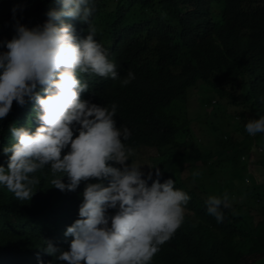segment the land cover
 <instances>
[{"label":"trees","instance_id":"16d2710c","mask_svg":"<svg viewBox=\"0 0 264 264\" xmlns=\"http://www.w3.org/2000/svg\"><path fill=\"white\" fill-rule=\"evenodd\" d=\"M15 5L23 8L16 19L29 28L43 24L50 8L60 7L54 0H0V41L15 35ZM90 6L96 38L114 49L121 75L119 81L107 85L103 104L117 105L121 123L131 130L136 144L165 147L181 134L189 139L186 147L196 148L179 105L188 103L191 90L200 85L215 89L221 100L235 101L240 121H246L248 114L254 116L249 119L264 115V0H92ZM77 21L79 37H86L89 24ZM129 71L135 79L122 86ZM213 100L205 102L210 110ZM31 105L34 102L19 106L13 101L9 114L0 121V165L4 167L8 157L3 148L15 142L8 129L15 125L32 131L27 119ZM256 137L257 148H264V133ZM232 148L242 154L253 151L254 145L248 148L241 141L221 148L223 153L213 157L219 160ZM239 154L231 161L236 173L243 169ZM213 157L205 158L198 150L167 164L165 171L175 176L200 159L209 167ZM261 165L264 168V159ZM34 175L39 183L33 186L29 200H17L0 186L1 264H38V258L46 264L53 261L43 251L45 241L69 250L73 237L65 232L80 218L84 190L73 194L86 183L98 182L82 181L75 191H60L51 183L54 177L49 167ZM221 178L227 182L228 195V206L221 208L223 220L217 222L207 214V187L198 186L191 192L198 199V211L155 264H264V176L260 183L253 175ZM62 179L68 183L66 176Z\"/></svg>","mask_w":264,"mask_h":264},{"label":"clouds","instance_id":"9594fccd","mask_svg":"<svg viewBox=\"0 0 264 264\" xmlns=\"http://www.w3.org/2000/svg\"><path fill=\"white\" fill-rule=\"evenodd\" d=\"M91 2L54 0L60 7L50 8L46 21L31 28L16 19L22 6L12 8L15 35L11 40L0 41V48H6L0 51V121L9 114L13 101L19 106L29 101L34 105L29 107L27 117L32 131L15 125L8 129L15 142L3 148L8 161L7 167L0 165V186L17 200H29L34 195L33 186L39 183L34 174L46 166L54 177L53 187L60 191H75L82 181L97 180L82 185L73 194L77 196L84 190L78 207L80 218L65 232V236L73 237L69 250L45 241L43 251L54 258L47 264H155L164 248L198 211V199L191 195L192 190L207 187L206 212L221 222V208L228 206L227 182L221 177L237 174L239 179L253 175L246 162L250 160L239 154L238 148L216 160L213 156L223 153L221 148L237 146L241 141L235 139L233 132L216 139L214 133L223 127L209 120L210 128L218 129H211L216 147L197 138L191 117L192 92L197 88L213 90L203 85L191 90L188 103L179 105L180 114L189 122L196 148L186 147L189 139L181 134L174 144L165 147L136 144L131 130L121 123L117 105L103 104L107 85L119 81L121 75L114 49L96 38L97 30L90 23ZM77 19L89 24L86 37H79ZM134 79L135 74L129 71L121 84L126 86ZM212 98L219 97L216 94L208 98L201 93L200 101L210 113L218 111L224 116L227 108H221L218 100H213L211 110L206 107L205 102ZM223 100L232 106V101ZM234 104L235 101L232 108L236 113L238 108ZM33 113L37 123L31 121ZM245 130L253 139L264 133V115L249 119ZM178 143L180 147H176ZM253 145L251 154L264 155L263 147ZM65 149L67 154L62 156ZM189 149L194 153L187 154ZM147 150H156L158 156L145 166L140 158ZM198 150L205 158H214L209 167L200 159L175 176L165 171L167 164L183 156L191 157ZM238 154L243 169L236 173L231 161ZM191 166L199 172L184 179ZM201 173L204 175L199 177ZM207 173L211 174L209 183L204 182ZM65 176L68 183L63 182ZM38 264L46 262L38 258Z\"/></svg>","mask_w":264,"mask_h":264},{"label":"rangeland","instance_id":"374dc122","mask_svg":"<svg viewBox=\"0 0 264 264\" xmlns=\"http://www.w3.org/2000/svg\"><path fill=\"white\" fill-rule=\"evenodd\" d=\"M201 93H206L208 98H211L213 95H216L215 90L211 89H206V88H197L193 90L192 92V99H191V117L193 118L195 125V131L197 133V138L199 137L200 140L204 142V144H209V146H212L213 148L216 147L214 144L215 141L213 140V134L211 131V128L207 122L215 125H220V128L223 127V130H221L219 133H214V136L216 139L219 137H223L224 135L233 132L236 133L234 135L235 139L238 141L245 142L247 144V147L250 148L253 144H255L256 139H253L250 137V135L247 134L245 130V125L248 122L249 119H245L246 121L241 119H237L235 116L236 114L234 113V108L233 106V101H232V106H229V102L227 100H221L217 99L220 102L221 108H227L224 110V116H222V113L216 111L215 113H210L205 107L204 103H202L200 100L201 98ZM217 100H214V103L217 102ZM218 103V102H217ZM31 121L33 123H37L38 120L35 117V114L33 113V116H31ZM260 148V147H259ZM259 151V150H258ZM194 153V150L189 149L187 151V154H192ZM261 152H254L250 153L249 149L244 151L243 154L246 155V157L250 161H246L248 164V169L253 175L255 176L254 179L257 183L262 182V176H264L262 173H264V169L262 168L261 164L259 163L264 159V155H260ZM158 153L156 150H147L146 153L141 156L140 160L143 161L144 165H149L151 164V161L153 158L157 157ZM199 167H202V164H198ZM199 172L197 167H189L188 171L184 173L183 177L184 179H188L190 177H195L197 173ZM204 174L201 173L199 174V177H202ZM207 177L204 178L205 183H209V177L211 176L210 173L206 174ZM238 198L241 199H246L245 196H238Z\"/></svg>","mask_w":264,"mask_h":264}]
</instances>
